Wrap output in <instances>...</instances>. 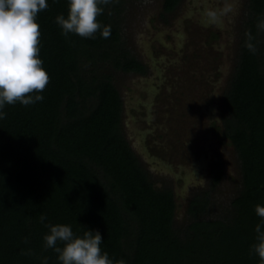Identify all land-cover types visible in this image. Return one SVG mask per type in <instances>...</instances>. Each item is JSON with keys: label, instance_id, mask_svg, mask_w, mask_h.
Returning <instances> with one entry per match:
<instances>
[{"label": "trees", "instance_id": "trees-1", "mask_svg": "<svg viewBox=\"0 0 264 264\" xmlns=\"http://www.w3.org/2000/svg\"><path fill=\"white\" fill-rule=\"evenodd\" d=\"M179 1L165 0V9ZM48 3L37 17L50 76L44 100L6 105L0 120V264H42L44 257L60 264L44 247L49 222L98 228L101 247L127 264H259L250 245L260 219L255 205L264 204V0H250L225 94V134L240 156L243 188L232 214L214 220L203 216L208 199L192 198L183 229L175 226L174 191L155 186L122 131L123 101L109 69L143 70L123 37L125 0L102 5L98 19L111 35L95 39L63 36L55 18L67 14L68 0ZM246 31L255 53L244 46Z\"/></svg>", "mask_w": 264, "mask_h": 264}, {"label": "rangeland", "instance_id": "rangeland-1", "mask_svg": "<svg viewBox=\"0 0 264 264\" xmlns=\"http://www.w3.org/2000/svg\"><path fill=\"white\" fill-rule=\"evenodd\" d=\"M203 1L204 9L201 8ZM163 2L164 0H125L126 6L122 13V32L127 48L149 67H158L157 61H161L159 50L154 54L153 40H166V32L170 29L162 23H157L164 11ZM223 4H231L232 7L224 13L227 18L222 19L223 12L217 17L222 24L221 36L218 39H210L204 30L187 22L189 29L196 36L194 44L199 46L201 40L207 43L200 45V53L196 54L195 58L205 65L208 72L206 78L196 79L193 72L197 65L192 61L189 63L187 57L183 58L181 65L169 68L168 73L176 77V85L172 84L168 90L163 88L157 113L153 112L161 126L158 135L163 147L154 150L150 143L153 136L143 129L144 123L134 121V118H138L133 114L136 112L134 108H142L140 102L147 103L144 90H148L150 94L157 90L151 82L155 78L149 75V79H146L122 69H109L125 101L126 124L123 125L122 131L127 133L134 150L142 156V163L148 168L155 186L174 191L177 203L175 226L179 229L185 228L192 220L188 211L192 198L198 195L206 197L209 202L203 216L214 220L232 214L233 200L243 188L240 156L230 137L225 134L224 120L220 122L222 134L218 137L208 128L211 122L209 104L211 109L217 111V118L221 119L219 116L224 117L227 113L224 96L231 86L239 61L243 33L252 12L250 0H224ZM196 5L198 7H192L190 0H183L180 11L165 16L173 24L174 18H180L184 11L190 10L198 14L197 8L205 18L206 9L215 10L217 6L219 10L216 0H196ZM200 33L204 35L201 40ZM192 77L193 80L189 81ZM206 79L208 81H205ZM148 80L150 83H146ZM152 126L151 123V132L154 131ZM156 133L153 132L155 135ZM187 135L194 137V144L186 139ZM203 146L210 147V150L217 154L216 170L213 172V176H218L217 180L207 171L211 160L202 151ZM201 151L204 155H201L199 161H195ZM203 166H206V169Z\"/></svg>", "mask_w": 264, "mask_h": 264}, {"label": "clouds", "instance_id": "clouds-1", "mask_svg": "<svg viewBox=\"0 0 264 264\" xmlns=\"http://www.w3.org/2000/svg\"><path fill=\"white\" fill-rule=\"evenodd\" d=\"M108 3L109 0H68L67 14L60 13L55 18L61 34L66 38L74 34L95 39L99 32L108 38L111 27L102 25L98 19L105 10L102 5ZM48 7V0H0V120L7 115L6 105L29 106L44 100L42 93L50 76L40 57L41 31L37 17ZM231 7L226 4L223 12ZM205 14L215 20L220 10L206 9ZM245 37L244 46L255 53L252 33L246 31ZM254 210L260 219L254 228L255 242L250 245V254L259 258V264H264V204H256ZM40 221L45 223L47 216L42 214ZM45 226L48 232L43 236L44 247L58 254L60 264H127L101 247L104 236L98 228L82 225L79 231H74L69 223L50 222ZM42 264H48L47 257L42 259Z\"/></svg>", "mask_w": 264, "mask_h": 264}, {"label": "flooded vegetation", "instance_id": "flooded-vegetation-1", "mask_svg": "<svg viewBox=\"0 0 264 264\" xmlns=\"http://www.w3.org/2000/svg\"><path fill=\"white\" fill-rule=\"evenodd\" d=\"M182 1L183 0H180L178 5L176 6V8L174 10H170V11H167L165 9V6H164L165 0L163 2V10L164 11L162 14H160V20L159 21L157 20V23L158 22L162 23L163 25L170 27V29L167 30V32H166V34H167L166 40H163L160 38L153 40L152 47H153L154 54L156 55V50H159L158 54L160 55L159 57L161 58V61H157V64L159 66L158 67L153 66L154 68L149 67L140 58L133 55L138 59L139 62H141V64L143 65V70L142 71L141 70L126 71L128 73L132 72L135 74H139L146 79H149L148 78L149 75L153 76L156 79V80L153 79V81H151V82H153V84L157 87V90L155 92H153V94H150V92L148 90H144L145 91V99L147 100V103L143 104L140 102V106L142 108L141 109L134 108V110L137 113L136 112L133 113L138 118V119L134 118V121H136L138 123L139 122L144 123L145 125H144L143 129L148 130L149 135L153 136V138L151 139L152 141L150 143L152 144V147H154V150L156 148L163 147L164 145H163V143L160 142V137L158 135L161 126H160V123L155 118V116L153 115V112L157 113V110H158L157 106H158L160 98L162 97L163 88L165 87L168 90V89H170L169 87H171L172 84L176 85L175 82H177L176 77H173L172 74L168 73L169 68L171 69V68H174L175 66L181 65L182 62L184 61L183 58L187 57V60L189 59V63L192 61V63H195L197 65V67H195V71L193 72L194 74H196L195 75L197 77L196 79L200 80V79L206 78L205 77L207 74L206 72H208L205 65L202 64L199 59L195 58L196 54L200 53V52H198L200 45H207V43L205 41L201 40V37H204V35L202 33H200V40L202 42L199 46L194 44V39H196V36L189 29L187 22L189 21V22H191V24L194 27H197V28L204 30L205 34L207 33V35H209L210 39H212V38L218 39L221 36V32H222L221 31L222 30V26H221L222 24L218 19L212 20L208 16L204 18V15L201 12H199V10L197 8H196V11L198 14L192 13L190 10L184 11L180 15L181 19L179 18V16H177L176 18H174L173 24H171V20L167 19L165 15L166 14H173L176 11L178 12V10L180 11V9H181L180 6L182 4ZM216 1L218 2V5H219L218 9L222 13L223 9L225 8V4H223L224 0H216ZM190 3L192 4V7L193 6L198 7L196 5V0H190ZM201 6H202L201 8H203V9L205 8L204 7V1L201 4ZM214 9L217 10V6ZM224 13L225 12L222 13V19L228 17ZM155 44L157 47H155ZM194 53H195V55H193ZM163 56H165V57H163ZM189 75H190V73H189ZM189 79H187V82L193 80V77L190 80ZM205 81H208V79H206ZM210 81H211V79H210ZM146 83H150V81L148 80ZM118 90H119V88H118ZM119 92H120V90H119ZM121 97H122V94H121ZM122 101H123L122 127H124L123 125L126 124V122H125L126 111H125V101L123 100V97H122ZM151 101H153V102L151 103ZM210 103L212 104L214 102H210ZM206 106H208V105H206ZM215 106H217L216 103H215ZM208 111L210 112V115H211V120H210L211 122H210V125L208 126V128H209V130H211L216 135V137H218L219 134H222V125L220 122H222L224 117H223V115H220L219 117H221V119L217 118L218 113L216 110L214 111V109L210 108V104L208 106ZM151 123L153 125L152 128H154V131H152V132L149 131V128H151L150 127ZM153 132H155V133L157 132L156 135L153 134ZM163 132H166V131H163ZM124 135H125V138L127 139V141L129 142V145L134 150V148H133V146L130 143V140L128 138L129 136L127 135L126 132H124ZM186 139H188V141H191V144H194V137L187 135ZM147 140L149 141V139H147ZM202 151L211 160L210 161L211 164H209V167H207V169H208L207 171H208V173H210V175L214 179V177L216 175L213 176V172L216 170L215 160L217 158V154L212 149L210 150V147L206 148L205 146H203ZM202 151L199 153V156L196 158L195 161H197V160L199 161L201 155L202 154L204 155V153ZM134 152L138 156L140 163L143 165L142 156L139 155L135 150H134ZM181 163L183 164L184 161H182ZM203 167L206 169V166H203ZM144 168L148 169L145 166H144Z\"/></svg>", "mask_w": 264, "mask_h": 264}]
</instances>
